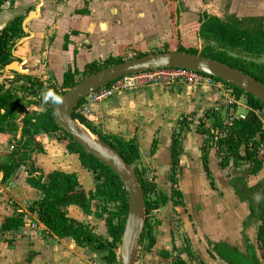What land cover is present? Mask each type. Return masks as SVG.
Wrapping results in <instances>:
<instances>
[{
	"label": "crops",
	"instance_id": "obj_1",
	"mask_svg": "<svg viewBox=\"0 0 264 264\" xmlns=\"http://www.w3.org/2000/svg\"><path fill=\"white\" fill-rule=\"evenodd\" d=\"M0 2V28L16 16L25 18L38 6V13L26 24L31 38L15 50L25 57L30 70L26 76L52 82L56 87L67 69L76 72L77 77L95 61L124 59L131 56L129 53L165 51V47L176 51V42H188L183 33L197 34L198 28L192 25L204 13L225 20L236 18L246 30H264V0ZM23 33L27 35L24 30ZM228 90L220 82L151 85L120 91L89 105L88 117L97 130L135 139L140 151L136 165L151 170L153 181L165 192L170 190L173 178V137L178 122L182 118L187 121L186 130L180 134L174 176L181 200L176 204L168 201L150 212L155 242L148 251L139 249L136 264H174L177 258L189 264H264L257 238L264 210V145L259 151L262 167L251 175L245 164L236 165L230 160L221 166V155L215 146L207 147L203 154L202 145L210 137L196 129L202 118L204 128L216 131L211 127L213 118L206 113L209 109H219L223 121L234 112H247L244 96L236 99L231 108L222 106ZM27 132L29 129L24 127L23 133ZM16 137L17 131L15 137L12 132L0 135V163L16 150ZM38 140L44 153H27L15 175L7 180L3 181L0 173V264H103L102 250L78 245L70 236L59 238L51 234L36 211L29 210L41 198V193L26 183L32 165L36 177H45L52 170L75 173L83 189L95 188L92 172L80 164L75 153L67 151L66 142L50 139L44 132H40ZM153 140L155 150L150 154ZM100 206V201H93V212L85 214L71 204L66 212L90 226L97 237L109 238L104 219L94 214ZM18 213L22 214V225L5 230L2 225L6 218Z\"/></svg>",
	"mask_w": 264,
	"mask_h": 264
},
{
	"label": "trees",
	"instance_id": "obj_2",
	"mask_svg": "<svg viewBox=\"0 0 264 264\" xmlns=\"http://www.w3.org/2000/svg\"><path fill=\"white\" fill-rule=\"evenodd\" d=\"M1 4V2H0ZM23 16H16L0 28V69L13 60L12 47L15 40L23 36L21 27ZM173 23L176 18L173 15ZM197 35L202 39H214L221 47L218 50L202 49L200 55L226 63L233 66L264 83V62H258L255 58L264 55V30L262 27L252 30H246L241 26L238 19H223L217 16L204 13L200 16L197 24ZM237 51L239 55L231 54L229 51ZM165 51L167 48L165 47ZM176 51H182L197 54L196 46H185L176 42ZM138 53L136 56H141ZM123 59L107 58L100 62L90 63L85 72L86 76L91 75L98 70L107 67L113 63L120 62ZM76 73V72H75ZM75 73L70 69L64 72L62 82L59 86H50L52 95L48 99V104L44 111H29L23 118V128H28L29 132L23 133L25 141H18L15 151L7 155L6 160L0 163V173L2 180H7L11 175H15L17 169L23 164L27 153H44L41 142L38 140L40 132H44L50 139L59 142H66V148L69 153H75L80 164L91 171L95 179L94 190L83 189L78 182L75 173H64L58 170H52L43 175L34 176L36 170L31 166L26 177V183L36 188L41 193V198L34 202L29 210L36 211L39 221L49 230V232L59 238L72 237L78 245L89 246L103 251V263L110 264L116 261V250L118 249L124 221L127 213L126 192L116 176V174L104 163L100 162L93 155L85 152L82 147L72 140L54 121L52 107L56 100L65 90L70 88L76 82ZM20 76L24 80L23 91L26 94L18 96L5 87L6 80L0 82V135L17 130L16 120L28 105L40 106L41 99H36L42 87V82L37 78L26 75ZM213 78V77H212ZM217 81L220 79L213 78ZM229 88L230 94L239 99L245 97L248 106L243 118L235 119L231 123L223 121L219 115V109H209L206 113L213 118L212 129L204 128L202 118L197 122V132L201 135L210 137L208 143L202 145L203 154L207 152V147L215 146L217 152L221 155L220 165L225 166L231 160L233 164H245L249 167V174H256L262 167V161L259 157L260 148L264 145V128L256 111L264 112V104L254 96L245 93L239 88L221 81ZM61 91H57V89ZM30 97V98H28ZM109 98V97H108ZM83 99L75 107L73 118L79 121L90 133L96 135L99 139L113 147L119 155L131 166L141 187L144 203L146 220L141 234L139 249L148 251L152 248L155 238L153 235V225L149 221V214L152 210L165 205L168 201L176 204L181 200L182 194L177 187L175 166L181 147L180 134L186 130L187 121L182 118L178 122V129L173 137L172 143V161L173 178L170 182V190L160 189L153 181L152 174L148 176L145 167L139 168L136 163L140 159L138 144L134 138L124 139L113 133H102L91 123L88 114L77 110ZM23 149V151H21ZM155 150V141H152L150 154ZM21 151V153H20ZM17 156V158H16ZM206 161V158L204 159ZM147 174L148 177L145 175ZM93 201H100V210L94 211V214L104 219L109 238H99L91 230V227L83 224L67 215V206L77 205L85 214H91ZM106 213V215H103ZM261 224L258 229L259 247L264 255V210L261 213ZM23 223L22 214L6 218L2 227L5 230H15ZM173 248L175 246L173 245ZM186 252L191 256L189 247L185 246ZM164 255V253H161ZM174 264H189L177 258Z\"/></svg>",
	"mask_w": 264,
	"mask_h": 264
},
{
	"label": "water",
	"instance_id": "obj_3",
	"mask_svg": "<svg viewBox=\"0 0 264 264\" xmlns=\"http://www.w3.org/2000/svg\"><path fill=\"white\" fill-rule=\"evenodd\" d=\"M38 10L37 6L35 12H30L22 20V28L27 35L20 37L15 42L12 47V55L15 59L6 64L0 70L1 73L5 72L8 74L12 72L20 75L30 73V70L26 67L25 57L20 56L15 49L31 38L32 32L27 28L26 24L34 17L35 13H38ZM167 67L189 69L220 79L254 96L264 104V83L226 63L206 58L200 54L182 51L150 52L113 63L76 82L63 92L52 107L55 123L73 141L78 143L85 152L107 165L116 174L126 192L127 213L119 242V251H117V264H136L137 261L139 242L146 220L145 203L141 187L134 169L108 143L99 138L89 136L87 133L88 129L73 118V111L87 95L117 78L137 72ZM32 107L36 106L33 105ZM29 110L30 107H26L16 120L17 137L15 141L22 138V120ZM22 141L24 142L25 138H22Z\"/></svg>",
	"mask_w": 264,
	"mask_h": 264
},
{
	"label": "built area",
	"instance_id": "obj_4",
	"mask_svg": "<svg viewBox=\"0 0 264 264\" xmlns=\"http://www.w3.org/2000/svg\"><path fill=\"white\" fill-rule=\"evenodd\" d=\"M221 81L213 79L211 76L189 70L184 68H157L152 70H147L143 72H137L133 74H128L117 78L116 80L110 82L109 84L95 90L85 97L86 101L82 102L81 111H88L89 105L91 103H96L107 99L113 94L120 91H130L134 89H139L151 85H170V84H189V85H200V84H212ZM229 91V90H228ZM236 99L229 93L224 94V98L221 104L224 108H231L235 103ZM259 119L262 121L264 128V112H255ZM244 113H232L229 115L226 123H231L235 119L243 118ZM118 250V249H117ZM117 250H116V261L110 264H117ZM93 264H98L97 262ZM106 264V263H103Z\"/></svg>",
	"mask_w": 264,
	"mask_h": 264
},
{
	"label": "rangeland",
	"instance_id": "obj_5",
	"mask_svg": "<svg viewBox=\"0 0 264 264\" xmlns=\"http://www.w3.org/2000/svg\"><path fill=\"white\" fill-rule=\"evenodd\" d=\"M230 15V14H229ZM183 38L185 37V39L188 41L185 46H196L197 49H198V53H200V51L202 49H207V50H218V49H221V47L217 44V42L214 40V39H210V38H206V39H202L200 37H198L197 34H195L194 32L192 31H186V34L183 33L182 34ZM18 39L15 40V42L17 41ZM21 47V46H19ZM17 47V48H19ZM231 54H234V55H239V52L237 51H233V50H230L229 51ZM129 53V52H128ZM131 56H128V57H125L123 60H127V59H130V58H134V57H137V53L133 54V53H129ZM262 59L260 58H255L256 61L258 62H264V55H262ZM3 69V68H1ZM0 69V70H1ZM86 73L85 71L84 72H81L77 75V77L75 78L77 81H80L84 78H86ZM20 75V74H18ZM89 76V75H88ZM20 76H16L14 73L10 72V73H5V72H0V82H3L4 80H6V83H5V87L8 88L11 92H15L18 96H22L23 94L25 95L26 92L23 91L24 89V80L23 79H20L19 78ZM42 82V87L39 91V95L38 97H36V99H41V101L43 102L42 105L40 106H37V107H32L33 105H28L26 107H30V110L29 111H44V109L46 108L47 104L49 103L48 102V99L50 96L47 97V99H45V97L47 96V93L50 91L49 90V87L50 86H55L54 83H49L48 81L44 80V81H41ZM45 82V83H44ZM56 87V86H55ZM57 91H61V89H57ZM30 98V97H28ZM86 101V99L84 98L83 99V102ZM82 104V103H81ZM80 104V106L77 108V110H80L83 109L82 108V105ZM24 107V109L26 108ZM28 111V112H29ZM86 114H89V111H84ZM17 131V130H16ZM16 131L12 132L14 137L16 135ZM94 136V134H92ZM96 138H98L96 135L94 136ZM151 170L148 171V176L151 174ZM153 175V173H152ZM146 177L147 174L145 175ZM119 251V246H118V250Z\"/></svg>",
	"mask_w": 264,
	"mask_h": 264
},
{
	"label": "clouds",
	"instance_id": "obj_6",
	"mask_svg": "<svg viewBox=\"0 0 264 264\" xmlns=\"http://www.w3.org/2000/svg\"><path fill=\"white\" fill-rule=\"evenodd\" d=\"M52 95V93H51V91H49L48 93H47V96L45 97V99H47V97L48 96H51Z\"/></svg>",
	"mask_w": 264,
	"mask_h": 264
},
{
	"label": "bare ground",
	"instance_id": "obj_7",
	"mask_svg": "<svg viewBox=\"0 0 264 264\" xmlns=\"http://www.w3.org/2000/svg\"><path fill=\"white\" fill-rule=\"evenodd\" d=\"M87 133L89 134V136H91L92 138H94V136L92 135V133H90L88 130H87Z\"/></svg>",
	"mask_w": 264,
	"mask_h": 264
}]
</instances>
